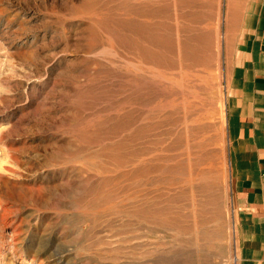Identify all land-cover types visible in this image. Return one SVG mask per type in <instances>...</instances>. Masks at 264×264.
I'll list each match as a JSON object with an SVG mask.
<instances>
[{
    "label": "rangeland",
    "instance_id": "1",
    "mask_svg": "<svg viewBox=\"0 0 264 264\" xmlns=\"http://www.w3.org/2000/svg\"><path fill=\"white\" fill-rule=\"evenodd\" d=\"M233 0H0V264H238Z\"/></svg>",
    "mask_w": 264,
    "mask_h": 264
},
{
    "label": "crops",
    "instance_id": "2",
    "mask_svg": "<svg viewBox=\"0 0 264 264\" xmlns=\"http://www.w3.org/2000/svg\"><path fill=\"white\" fill-rule=\"evenodd\" d=\"M226 114L238 264H264V0H233Z\"/></svg>",
    "mask_w": 264,
    "mask_h": 264
}]
</instances>
